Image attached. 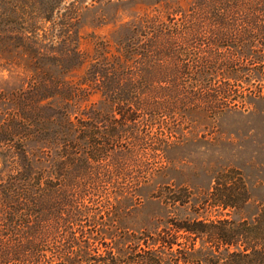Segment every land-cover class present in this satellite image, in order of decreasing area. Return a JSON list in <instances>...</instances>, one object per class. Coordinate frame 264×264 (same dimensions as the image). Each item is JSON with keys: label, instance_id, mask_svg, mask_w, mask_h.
I'll return each instance as SVG.
<instances>
[{"label": "trees", "instance_id": "obj_1", "mask_svg": "<svg viewBox=\"0 0 264 264\" xmlns=\"http://www.w3.org/2000/svg\"><path fill=\"white\" fill-rule=\"evenodd\" d=\"M79 2L0 0L1 46L29 45L46 23L57 42L52 54L27 53V82L2 97L0 264L124 262L106 236L121 202L149 182L152 161H163L195 113L216 117L264 97V0L154 9L113 43L81 35ZM247 200L242 176L228 169L202 203L227 210ZM180 229L190 241L179 256L151 249L136 263L264 264V217Z\"/></svg>", "mask_w": 264, "mask_h": 264}, {"label": "rangeland", "instance_id": "obj_2", "mask_svg": "<svg viewBox=\"0 0 264 264\" xmlns=\"http://www.w3.org/2000/svg\"><path fill=\"white\" fill-rule=\"evenodd\" d=\"M191 0H80L79 29L81 35L93 33L115 42L128 34L127 26L143 13L154 9L169 10V5L185 6ZM46 35L25 42L0 45V122L9 105L3 96L25 85L28 73L22 68L27 53L37 50L52 54L57 48L51 23H46ZM41 34V33H40ZM35 47L28 49L25 46ZM86 45V44H85ZM82 45V46H85ZM93 96L91 102H98ZM160 163L152 161L149 182L123 200L120 220L107 235L106 241L125 254L120 264H140L137 260L147 250L171 252L179 256L189 244V235L180 229L193 221L209 223L217 219L251 222L264 206V97L250 98L245 106L230 108L216 117L195 113L180 141L164 153ZM2 164L0 156V167ZM233 169L243 178L248 200L233 209L204 206L211 196L214 177L218 172ZM184 189L187 191L185 192ZM190 197L185 203H173L175 198ZM178 228L180 230H178ZM111 236V237H110ZM165 237L172 242L157 243ZM111 238V239H110ZM156 240V241H154ZM169 246L163 247L161 246ZM201 244L196 241V248ZM165 264H176L169 261ZM177 264H182L179 261Z\"/></svg>", "mask_w": 264, "mask_h": 264}]
</instances>
